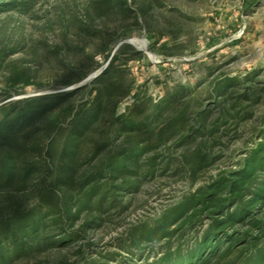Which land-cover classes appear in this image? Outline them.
Masks as SVG:
<instances>
[{
  "label": "rangeland",
  "instance_id": "1",
  "mask_svg": "<svg viewBox=\"0 0 264 264\" xmlns=\"http://www.w3.org/2000/svg\"><path fill=\"white\" fill-rule=\"evenodd\" d=\"M99 1L29 0L23 12L0 14L7 38L12 43L25 39L20 45L25 48L12 54L6 66L18 65L27 77L6 89L23 91L17 98L70 92L92 81L123 49L118 64L126 60L134 91L120 102L118 113L127 115L124 121H142L141 128L110 137L108 150L83 161L80 173L105 169L122 151L140 144L145 151L135 173L117 180L104 173L99 180L118 187L137 181L138 187L119 189L110 208L106 204L100 212L84 214L69 229L78 231L94 222L86 228V239L33 252L12 264L153 262L168 242H141L136 249L134 240L142 230L198 188L238 170L264 132V0H120L123 5L111 7L103 17L94 14L91 22L103 32L108 46L103 50H110L111 57L79 84L67 86L65 68L51 53L62 42L58 30L41 33V21L32 14L60 7L85 20L87 9ZM87 43L89 51L102 50L99 37ZM31 46L38 48L40 59L30 55ZM95 59L104 61L99 53ZM91 67L86 60L82 70ZM25 82L31 85L23 87ZM85 98L86 93L77 101ZM108 123L106 132L113 130ZM151 164L154 174L146 176ZM205 216L202 224L192 227L182 221L171 230L181 228L179 232L192 237L207 227ZM58 234H52L55 240Z\"/></svg>",
  "mask_w": 264,
  "mask_h": 264
},
{
  "label": "trees",
  "instance_id": "2",
  "mask_svg": "<svg viewBox=\"0 0 264 264\" xmlns=\"http://www.w3.org/2000/svg\"><path fill=\"white\" fill-rule=\"evenodd\" d=\"M28 1L0 0V14L23 12ZM121 5L120 0L96 2L87 9L85 20L60 7L32 14L41 21L37 27L41 33L58 30L56 36L62 42L51 53L65 68V85L79 84L109 60L110 50H103L108 47L107 40L91 22L94 14L103 17L111 7ZM4 30L0 25V79L4 83L0 88V264H12L33 252L68 247L86 239V228L94 222H86L83 230L69 229L84 214L100 212L106 204L110 208L119 189L138 187L137 181L103 186L100 178L104 173L114 180L132 175L145 148L139 144L122 151L121 158L109 162L105 169L80 173L83 161L108 150L110 137L141 128L142 121H124L127 115L118 113L120 102L134 91L126 60L118 64L123 49L92 81L70 92L17 98L23 91L13 93L6 85L26 79V71L6 65L12 54L25 48L20 47L25 39L12 43ZM96 37L103 47L94 53L88 50L87 41ZM96 53L103 55V62L95 59ZM30 55L36 60L41 57L36 46H31ZM86 60L92 67L84 72ZM29 85L25 82L23 87ZM85 93L87 98L77 101ZM134 97L136 107L137 94ZM131 110L128 107V112ZM104 123L113 130L106 132ZM261 137L238 170L198 188L142 230L134 240L136 249L141 242L168 244L163 255L140 264H264V132ZM154 171L151 164L146 176ZM203 213L210 222L202 232L189 237L179 232L181 228L171 230L182 221L192 227L202 224ZM54 231L60 233L58 240ZM176 233L180 236L173 247Z\"/></svg>",
  "mask_w": 264,
  "mask_h": 264
},
{
  "label": "water",
  "instance_id": "3",
  "mask_svg": "<svg viewBox=\"0 0 264 264\" xmlns=\"http://www.w3.org/2000/svg\"><path fill=\"white\" fill-rule=\"evenodd\" d=\"M107 63L109 64V61H108ZM108 64H106L105 67H104L103 69H105V68L107 67ZM103 69H102V70H103ZM102 70H101V71H102ZM99 73H101V72H99ZM97 75H98V74H95L93 77L95 78ZM80 86H81V85H79V86H77V87H80Z\"/></svg>",
  "mask_w": 264,
  "mask_h": 264
}]
</instances>
